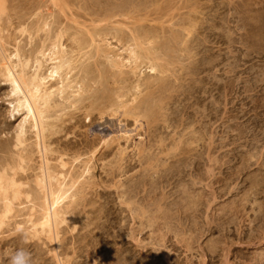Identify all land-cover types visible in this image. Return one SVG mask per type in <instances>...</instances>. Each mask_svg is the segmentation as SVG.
Segmentation results:
<instances>
[{
    "label": "rangeland",
    "instance_id": "rangeland-1",
    "mask_svg": "<svg viewBox=\"0 0 264 264\" xmlns=\"http://www.w3.org/2000/svg\"><path fill=\"white\" fill-rule=\"evenodd\" d=\"M5 6L0 16L1 45L15 64L17 51L22 60L31 55L33 61L43 45L50 48L62 33L64 51L78 65L70 80L92 87L84 85L76 107L63 94H54L52 102L59 106L47 113L50 128L46 123L45 140L51 151L47 158L58 171L61 156L68 162L61 169L70 173L67 183L82 173L93 144L100 147L103 137L116 138L125 128L134 129L131 138L109 143L105 155L104 150L98 152L102 156L89 162V172L70 190L69 194H77L64 202L69 205L76 199L70 203L72 220L60 226L63 241L58 253L63 260L70 264H264V0H5ZM107 15L112 18L100 23V28L99 24L91 27L93 19ZM138 18L142 22H136ZM122 22L129 26L123 27ZM127 28L160 39L162 51L177 60L161 90L151 80L159 74L142 66L141 82L155 83L157 97L149 98V106L157 110L155 103L167 96L164 115L154 122L157 126H148L143 119L142 130H135L134 119L121 117L119 124V115L111 118L109 109L103 114L95 109L103 107L118 87L113 72L117 69H110L111 62L103 52L97 55L96 47L126 62L128 48L134 45ZM118 29L123 31L121 40ZM45 61L41 73L47 75L53 64ZM35 65L28 66L29 75ZM124 72L128 74L124 77L130 76V66ZM58 85L59 79L48 83L52 88ZM72 90L64 95H73ZM124 90L128 96L137 92ZM16 106L13 87L0 71V170L7 169L18 182H25L23 194L33 193L32 201L22 195L21 204L16 202L0 230V264H8L7 257L22 247L32 253L35 264H58L46 236L30 234L32 221L38 218L34 215L31 221L29 215L41 158L35 134L24 122L26 111H17ZM20 124L26 126L27 142L16 146ZM19 154L25 157V169L15 174L9 163L16 164ZM77 155L79 161H74Z\"/></svg>",
    "mask_w": 264,
    "mask_h": 264
},
{
    "label": "bare ground",
    "instance_id": "bare-ground-1",
    "mask_svg": "<svg viewBox=\"0 0 264 264\" xmlns=\"http://www.w3.org/2000/svg\"><path fill=\"white\" fill-rule=\"evenodd\" d=\"M56 1H58V0H56ZM59 2H61V1H59ZM65 4H67V3H65ZM65 6H67V5H65ZM5 10H6L5 0H0V16L2 15V13L5 12ZM60 10H62V9H60ZM107 16H108L107 18L106 17H103V18L97 17V18H100V20L97 19L99 22L98 21H95V19H93L92 20L93 24L91 23V27H93L94 24H96L95 26H97V24H99V28H100L101 27V24L100 23H102L104 21H109L112 18V17H109L111 15H107ZM115 16L116 15H113V18ZM128 19H129V17H128ZM133 19H135V18L133 17ZM138 20L141 21L142 19L140 20L138 18L136 20V22ZM109 23H111V22H109ZM120 23H121V21H120ZM132 23L134 24V20L132 21ZM116 24H118V23H116ZM122 24H123V27L125 25H126L125 27H128L129 26L128 24L123 23V22H122ZM46 26H47V24H46ZM117 27H119V25H117ZM192 27L187 28L188 34H191ZM131 28H134V27L131 26ZM131 28H129L130 30L127 28L129 30L130 34H131V35H129L128 38H130V40L132 41L131 44H134V45L132 47L130 46L131 48H128L129 49V52H128L129 53V57L127 58L126 62H125L124 58L121 59L119 55L118 56L117 55L108 56V55H110L108 50H106V49L105 50H103V49L100 50V48H97L96 47V51H97L96 54L98 55V53L100 51L103 52L104 53L103 56H106L109 59V61L111 62V65L112 66L109 64L111 66L110 69H113L112 67H114L115 69H117L116 71L114 70L113 72H116L115 73V78H114L115 79V82L114 83L118 84V87L116 88V90L114 91V93H112L113 95H109V96H107V98H105V101H103V103H104V106L103 107H100L99 105H98V107H95V106L94 107H95V109H100L101 114H103V111L104 110L109 109L111 111V113H110V111L108 113V114H110L109 115L110 117L111 116L114 117V116L119 115V116H117L118 117L117 119H118L119 124H122V119H120L121 117H126V118L129 117V119L131 118V120L134 119V122L137 124L135 130H137L138 128H141V130H142V127H143V119H145V121L147 122V124L149 126V125H152V123L155 124L154 122H157L159 119H161L160 117L162 115H164L163 114V109H164V106H165L164 105L165 104L164 102H165L167 96L166 97L163 96L160 99L157 98L159 100L155 103L156 105L154 104L155 105L154 107H156L157 110H154V108H152L151 106H149L148 102H149V98H152L153 97L154 92H155L156 89L157 90L158 89L161 90V89H164L166 87V86L164 87V84H166L164 79H166L167 76L171 73L170 72V71H172L171 70V66H174V64L176 63L177 60L173 59L172 56L169 55V53L167 51L166 52L162 51V47L157 42L158 39L155 40V38H154V40H153L152 39L153 37L149 35L150 33L149 34L146 33V34L142 35L136 29H131ZM121 29H122V26H121ZM24 30L25 29H23V31ZM90 30H93V29H90ZM90 30H87V31H90ZM164 30H166V28L163 29V32H164ZM26 31H27V29H26ZM142 31L144 33V30H142ZM92 32H91V34H93ZM117 32H116L117 33V38H119L118 40L123 39V36L121 35V33L123 31L122 30L119 31V29H118ZM119 32H121V33L119 34ZM148 32H150V31H148ZM60 34H62V33L57 34V38H56V39H59V41L52 42V46L50 48L45 47V45H43L40 48V50L38 51V55L34 57L33 61H32V56L31 55H28L29 57L25 58V60H22L23 58L21 59L20 52L17 51L14 54V56H16L15 58L18 59V63L16 62V64L12 61V56H7L4 53V49L2 47L3 44L1 45V38H0V71L3 74V76L5 77V80L8 83H11V85L13 87V92H14V94L16 96V101H17V106H16L17 111H19L20 108H22V109H24L26 111L25 121L24 122H26V123H27V121L29 122L31 129H32V131L35 134L36 141H35V144L34 145H36L37 153L40 154L39 157L41 158V160H40L41 162H40V165L38 167L39 168V173H37V175L35 177V182H34V184L36 185V187H34L35 188V193L37 195L35 194L34 205H31V208H30L31 209V215H29V216H31V218H29V219H31V221L33 220L32 217L34 215H35V217L37 216L38 218H37L36 221H32L33 222L32 223V228H33L32 230H33V232L30 233V234H32L33 237H40V238H41L42 235H45L46 238L50 242L51 252L54 253V257L57 259L58 264H70L69 263L70 262L69 260H68V262L65 261V260H63L62 259L63 256L60 257V255L58 253L59 249L62 248L61 245H62V241H63V240H61V237H60V232H61L60 231V226L62 224H65V223L67 224L68 221L72 220L73 214L70 213V206H71L70 203H74V201L76 199L75 200L72 199V201H70V203L68 202L69 205L65 204L64 202L68 198H74L76 196V194H77L76 192L75 193H71V194H69V192L73 188L75 189L76 185L79 184V181H80L79 178H82L81 176H83L84 174H86L85 172H87V173L89 172V169H90L88 167V166H90L89 165V162L93 158H96L99 153L103 152L102 150H104V152L101 153V154L102 155H105V153H106L105 152V148L108 149L109 148L108 147L109 143H111V142L113 143V141H115L116 138H117V141L120 140L122 137L124 139H126V140L129 139V138H131L132 132H133L134 129L130 130V129L125 128V126H124L125 129H124V131L122 133L123 134L122 136H121V134L120 135L118 134L119 136L116 135L117 136L116 138L113 135H112L113 137L110 138L111 134L109 132L110 136L108 137L106 135L108 138L107 137H103L104 138L103 139L104 142L102 141L103 144L100 147H96L93 144L92 147H94V148H93V150L91 152L90 159H88L87 161H85L86 164L84 163L85 164L84 170L79 175L73 177L70 180V183H67V178H68V176H70L69 175L70 173L68 171L67 172L66 171L63 172V170L61 171V169H65V167L67 166V163H68L67 161L63 160L64 158H62V156H61V159L59 161V168H61L60 171H58L59 169L56 170V169H54V167H52V165L50 164V161H49L50 159H48L49 157L47 158V153H49L51 151H49V146L47 145L46 140H45V135H46L45 132L48 131V130H46V127L47 126H49V128H50V125H49L50 122H48V123L46 122V118H48V117L50 118V116L47 115L48 111L51 108L53 109V108H56V106H59V104H56L55 103V105H54L53 102H52L54 94H56V93H58V95L59 94H63V95H61V97H63V99L66 100V101H69V102L71 101L70 102L71 105L69 104L70 106H75V104L77 102H80V98H81V96H82V94H83V92L85 90L84 89V85L85 84H86V86L88 85L87 88H92L89 84H87L85 82H84L85 84H83V85H82V83L80 84L78 80H77V82H76V80L75 81L72 80L73 82L76 83V84H74L75 86L72 85L73 82L70 80L69 74L75 68H77L76 66H78V65L75 66L74 65V59H72L73 56L72 55L70 56V54H69V57H68L67 56L68 53L66 54V52L64 51L63 44H61V35ZM90 37H88V38H90ZM174 37L175 36H173V39L176 38V37L175 38ZM46 38H47V41H48V37H46ZM74 39H76V38H74ZM92 39H93V35H92ZM96 39H97V37H96ZM96 39H94V40H96ZM78 40H81V39L78 38L77 41ZM130 40L128 39V41H130ZM82 41H83V43L85 42L84 40H82ZM158 41H160V39ZM165 41H166V39H165ZM45 42H46V39L44 40V43H42V44H45ZM78 44H80V43H78ZM80 45H83V44H80ZM85 45H83L85 48L88 45L91 46L90 44H88L87 46H85ZM103 53H101L100 55H102ZM45 59L47 61L49 60L50 61L49 62L50 64L51 63L53 64L52 66H50L47 75L46 74L45 75L42 74L43 72L41 73V71H42L41 69L43 68V60H45ZM30 61L31 62H35V64H36L35 65V70H34L33 73H31V75H29L28 72L26 71L27 68H28V66L31 63ZM47 61H45V62H47ZM109 61H107V62H109ZM143 65H147L146 67L149 69L148 71H150L152 74H154V75H158L159 74V77L157 76L158 78L156 80H154L155 78L154 79L153 78L151 79V80H153L156 83V85H158V86H156V89L155 90L153 89L154 84H155L154 82H152V81L141 82V78L142 77H141V74L139 75V73L141 71H143L142 70V68H143L142 66ZM128 66H130V74L131 75L130 76H127V77H124L125 74H126L124 72V67H128ZM29 68H30V66H29ZM64 70H66V71L63 74V71ZM144 70H146V69H144ZM126 72H128V71H126ZM126 75H128V74H126ZM131 76H132V78L134 77L135 80L132 81V79L130 78L131 79V81H130L129 77H131ZM142 76H144V75H142ZM100 78H101V76H100ZM55 79L56 80L59 79V85L56 86V88L55 87L54 88L48 87V83L50 82V80L54 81ZM106 80H108V79H106ZM127 80L130 81L129 83H131L128 86L125 85V82H127ZM162 81H164V82H162ZM79 84H80V86H79ZM77 86H78V89H75V90L73 89L72 90V88L77 87ZM129 86H132V88L135 91H137L136 93H134L132 91L134 93V95H132V96H128L129 95L128 91L124 90V88L127 89V90H129V89L132 90V88H129ZM69 88H71V90H72L71 93H73V95H70V96L69 95H66L65 96L64 93ZM87 88H86V90H88ZM89 90H88V92H89ZM166 90L169 91L168 89H166ZM95 92H93V93H95ZM130 94H131V92H130ZM71 96H73L74 99H71ZM85 96H86V98H88L87 95H85ZM90 97L93 98L92 94H91ZM125 97H126V99H124ZM156 97H157V95H156ZM82 98H84V97H82ZM152 99H150V100H152ZM81 100H83V99H81ZM93 103H94V101L92 102V105H93ZM60 104H61V107H62V103L61 102H60ZM79 104H81V103H79ZM89 104H91V103H89ZM92 105H91V107H92ZM63 106H65V105H63ZM61 107H60V109H61ZM168 109H169V107H168ZM63 110H65V109H62L60 111L63 112ZM107 112H105V113L107 114ZM49 113H50V111H49ZM64 119H65V117H64ZM46 123L48 124L47 126H46ZM55 131L56 130H54V132ZM49 132H50V130H49ZM25 135H26V126H25V124H22V125L20 124L19 130H18V133H17V137L15 139L16 140V146L25 145V143L27 142ZM46 138H47V136H46ZM110 145H112V144H110ZM161 146H163V145H161ZM107 151L109 152V149ZM142 151L143 150H141V152ZM123 152L124 151H122V153ZM122 153L120 151V154L121 155H123ZM102 155L99 154L98 156H102ZM31 156H33V155H31ZM18 157L20 159L19 160L20 162L19 161H16V164H13L15 162L12 161V163H9V166H10L11 170H13L14 172L17 169L19 171H21V170L24 171V169H25L24 166L22 165V163L25 160V157L22 154L21 155L19 154ZM79 158H80V155H77L76 157H74V161H79ZM12 160H13V158H12ZM76 163H79V162H76ZM9 166L7 168H9ZM109 167H110V165H109ZM16 173H17V171L15 172V174ZM70 178H71V176H70ZM24 183L18 182V180L15 178V175H10L7 172V169H4L2 171V168H1V170H0V230L3 227V225L5 224V222L7 221L6 218H8L12 214L13 211H15V205H17L16 202H19L20 200H22L21 199V197H23L22 195H26V198L29 199V200L32 199L31 197L33 196V193H31V191L30 192H25L26 194H23L22 186L25 185ZM85 201H88V200H85ZM19 203L21 204V201ZM75 214H77V213H75ZM31 221H30V223H31Z\"/></svg>",
    "mask_w": 264,
    "mask_h": 264
},
{
    "label": "clouds",
    "instance_id": "clouds-1",
    "mask_svg": "<svg viewBox=\"0 0 264 264\" xmlns=\"http://www.w3.org/2000/svg\"><path fill=\"white\" fill-rule=\"evenodd\" d=\"M8 264H35L32 253L27 248H18L15 252L7 257Z\"/></svg>",
    "mask_w": 264,
    "mask_h": 264
}]
</instances>
